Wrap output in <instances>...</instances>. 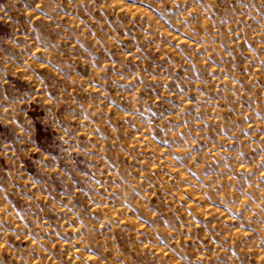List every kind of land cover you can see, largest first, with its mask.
<instances>
[{
  "label": "rangeland",
  "instance_id": "374dc122",
  "mask_svg": "<svg viewBox=\"0 0 264 264\" xmlns=\"http://www.w3.org/2000/svg\"><path fill=\"white\" fill-rule=\"evenodd\" d=\"M0 264H264V0H0Z\"/></svg>",
  "mask_w": 264,
  "mask_h": 264
}]
</instances>
